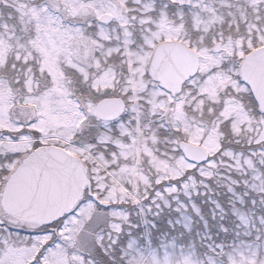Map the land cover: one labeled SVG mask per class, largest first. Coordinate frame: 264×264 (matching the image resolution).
Masks as SVG:
<instances>
[{"label": "snow or ice", "instance_id": "snow-or-ice-1", "mask_svg": "<svg viewBox=\"0 0 264 264\" xmlns=\"http://www.w3.org/2000/svg\"><path fill=\"white\" fill-rule=\"evenodd\" d=\"M213 184L230 241L140 246ZM0 264H264V0H0Z\"/></svg>", "mask_w": 264, "mask_h": 264}, {"label": "rangeland", "instance_id": "rangeland-1", "mask_svg": "<svg viewBox=\"0 0 264 264\" xmlns=\"http://www.w3.org/2000/svg\"><path fill=\"white\" fill-rule=\"evenodd\" d=\"M213 189L214 191L208 196L187 197L181 194L180 202L188 204L187 209L178 211V204L173 201L172 206L166 207L160 216H150L149 219L155 221L156 227L153 228L151 224H141L140 230L134 233L140 246H144L150 239L153 248L163 251L165 244L175 241L178 246L185 248L195 244L202 254L206 250L205 244L211 240L230 241L235 233L225 234L221 230V225H230L235 228L238 224L235 214L231 211V194L223 190L222 186L215 184H213ZM213 200L219 201L225 208L223 216ZM192 202L200 208V213H196L191 208ZM145 230H147V235L144 234ZM209 237L211 240L208 239Z\"/></svg>", "mask_w": 264, "mask_h": 264}]
</instances>
